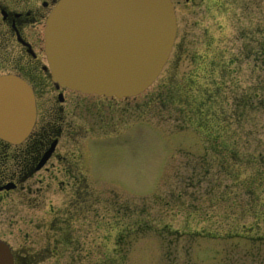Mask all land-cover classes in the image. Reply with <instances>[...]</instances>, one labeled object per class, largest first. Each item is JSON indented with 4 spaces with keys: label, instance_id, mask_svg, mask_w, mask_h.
<instances>
[{
    "label": "rangeland",
    "instance_id": "rangeland-1",
    "mask_svg": "<svg viewBox=\"0 0 264 264\" xmlns=\"http://www.w3.org/2000/svg\"><path fill=\"white\" fill-rule=\"evenodd\" d=\"M177 1L171 61L148 89L161 97L152 108L144 95L126 101L119 134L90 149L97 180L108 184H90L104 204L89 205L84 261L72 264H264V0ZM200 101L214 103L219 118L209 125L234 148L225 169L197 119L179 111ZM61 140L81 149L80 136ZM45 198L64 205L62 193ZM26 207H10L8 227L24 228L20 215L34 214ZM79 252L63 249L58 264L80 261Z\"/></svg>",
    "mask_w": 264,
    "mask_h": 264
},
{
    "label": "flooded vegetation",
    "instance_id": "flooded-vegetation-1",
    "mask_svg": "<svg viewBox=\"0 0 264 264\" xmlns=\"http://www.w3.org/2000/svg\"><path fill=\"white\" fill-rule=\"evenodd\" d=\"M57 1L0 0V74H13L26 81L33 91L36 106L34 125L21 142L13 144L0 139V239L10 247L12 264L48 261V264H58L57 255L62 254L63 249L80 251V261L71 259L70 264L83 263L89 205L104 204L103 197L90 184H108L97 180L95 170L89 171L90 149L97 146L100 137L119 134L117 124L126 101L144 95L140 98L141 105L152 108L162 95L161 90L155 97L154 90L148 91L156 80L138 95L122 99L81 93L54 82L44 54L43 29L47 15ZM172 1L177 5V0ZM189 1L184 0L185 5ZM174 48L175 45L172 51ZM170 61L169 57L165 65ZM207 104L214 103L200 101L193 109L182 103L178 108L184 119H197L203 136L209 139L218 134L209 146L215 155L223 158L218 166L225 169L231 162L233 150L222 142L220 130L209 125L219 116ZM63 136L65 139L80 136L81 149L75 153L67 149L68 143L61 140ZM74 144L72 141L71 145ZM50 148L41 163L42 156ZM111 189L110 199L117 205L115 191ZM48 191L62 193V208L53 207L52 202L46 200ZM17 202L24 207L27 205L26 209L34 210V214L26 213L29 218L20 215L19 221L24 228L13 230L12 224L8 227L5 222L13 219L15 214H10L9 209ZM35 214L41 216V221L45 217L48 219L36 223L31 217ZM80 231H84L81 240L76 234Z\"/></svg>",
    "mask_w": 264,
    "mask_h": 264
},
{
    "label": "water",
    "instance_id": "water-1",
    "mask_svg": "<svg viewBox=\"0 0 264 264\" xmlns=\"http://www.w3.org/2000/svg\"><path fill=\"white\" fill-rule=\"evenodd\" d=\"M175 30L170 0H58L44 27L51 77L82 92L134 95L159 73ZM34 116L27 83L12 74L0 75V137L20 141ZM0 264H11L2 241Z\"/></svg>",
    "mask_w": 264,
    "mask_h": 264
}]
</instances>
